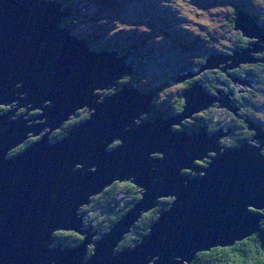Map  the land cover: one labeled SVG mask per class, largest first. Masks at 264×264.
Wrapping results in <instances>:
<instances>
[{"label": "water", "instance_id": "obj_1", "mask_svg": "<svg viewBox=\"0 0 264 264\" xmlns=\"http://www.w3.org/2000/svg\"><path fill=\"white\" fill-rule=\"evenodd\" d=\"M72 13L58 0H0V107L13 103L7 112L0 110V264H149L156 256L153 264H190L199 252L232 246L259 231L261 216L249 207L264 208L261 127L251 126L256 131L251 141L258 147L249 142L222 146L219 139L229 138V128L225 134L205 126L175 129L211 106L237 111L229 94L221 91L215 97L199 83L185 91L184 111L171 119H140L152 111L156 93L134 85L100 99L94 90L111 89L117 79L133 73L134 63L125 62L130 53L95 49L86 37L72 34L63 25ZM235 23V30L258 41L233 56L210 55L197 73L187 71L172 83L220 64L226 70L260 61L254 53L264 50V28L243 10ZM35 104L44 107L39 115L14 118L12 108ZM77 110L93 113L52 141L51 133ZM32 120H42V126ZM45 130L50 133L10 156L29 133ZM116 140L118 146L110 148ZM204 157L211 158L206 169L196 163ZM124 181L145 192L108 233L92 241L96 233H89L91 225L84 228L80 206ZM167 196H175L170 207L140 242L116 251L143 213ZM56 230L85 238L75 247H63Z\"/></svg>", "mask_w": 264, "mask_h": 264}, {"label": "rangeland", "instance_id": "obj_2", "mask_svg": "<svg viewBox=\"0 0 264 264\" xmlns=\"http://www.w3.org/2000/svg\"><path fill=\"white\" fill-rule=\"evenodd\" d=\"M66 2L64 4L62 3V8L64 9L69 6L72 8L73 13L65 19L69 24L74 25V28L78 29L77 34L80 37L93 35L92 39L94 43L90 44L92 48L103 49L111 45L120 53V56H123L127 52H120L118 48L126 47L129 44H136L138 46L137 54L139 55V62L134 63L130 54H128L125 58V62L126 64L134 63V71L132 74H126L120 79L121 81L126 79V81L129 82L130 79L135 77L143 84L142 88L144 87L146 89H141L139 87L141 91L157 94L153 97L152 111L142 115L145 119L159 117L160 115L154 117L153 113L156 114L157 112L167 113V115L161 114L167 119L174 118L178 115V113H176L177 110L175 111L172 107L177 102L181 93L190 89H185L183 83L192 80L199 83L198 79L201 72L199 75H195L182 82L172 83V81L181 74H187V71L197 73L199 70L195 71V69L199 66L200 57L204 55L216 56L221 54L233 56L231 48L234 47L237 41V33L241 32V30H235L233 21L231 23L228 18H231L230 12L232 11L233 13L235 12V21L237 20L238 10L235 5L237 4L238 6V2H245L253 11L256 9V4L259 6L256 11L260 14L261 18H264V0H67ZM70 2L74 3V7L70 5L72 4ZM65 27L69 28V26ZM253 41L257 42L258 39H254L252 42ZM188 45L194 48L190 50L188 49ZM240 49H242V47ZM218 50L222 51V53ZM238 50L239 48L235 51ZM254 55V57L257 58L260 53H254ZM229 63L230 61H227V64ZM220 65L223 67L225 64ZM187 68L190 70H187ZM183 69H185L184 72H182ZM126 81L122 82V85L125 84ZM124 86H122V88H124ZM122 88L120 90H122ZM117 92L114 91L112 94ZM223 92L225 95L229 94V92L225 90H223ZM93 93L97 94V90H94ZM215 97H218V94H215ZM99 101L102 102L101 100ZM211 107L213 108L214 106ZM257 108L259 113L262 114L259 122L264 124V104L257 105ZM0 110L7 112L5 106H1ZM206 112L207 109L201 110L196 112L193 118H185L182 121V124L186 121L191 125L185 122L183 127L178 125L174 126L177 127V130H197L200 128L198 125L202 119H209L210 115ZM80 113L83 115L75 118L72 116L70 118L71 121L68 120L69 122L67 121L65 124V128L75 119L81 118L84 115H89V112L86 110H79L77 115ZM27 124L30 125V123ZM252 124L260 127L258 122L254 121ZM228 128L235 130L232 126H221L215 131L217 132L221 129L222 133L225 134ZM61 131L60 128H56L55 131L51 133L50 138L52 141H58V139H55L54 134H60ZM261 131L264 132V129L261 128ZM214 132L212 133L214 134ZM234 132L231 131V133ZM44 135L45 132L42 131L41 134L35 135L33 138L39 137V140H41V136ZM228 137L229 138L221 137L219 139L222 146L232 147V143H234L233 138L230 136ZM237 141H240V139ZM248 142L255 147L259 146V144L255 142ZM118 144L116 140L109 146L115 148ZM22 145L23 143L12 149L11 152L15 153ZM261 153L264 154V146L262 147ZM153 156L158 157L159 155L153 154ZM212 156H215V154L213 153ZM196 163L200 166H207V163L203 161L196 160ZM182 171L190 173L191 175H199L187 169ZM200 175L203 176L204 173ZM91 198L93 199L94 197L91 196ZM158 199L160 200V198ZM128 201H132L130 197L126 198L123 204H127ZM80 207L79 213L81 215L84 213L82 216L86 224L84 228H88L91 225L90 234L100 232L99 230L101 228L99 224L90 221L95 213L88 205H81ZM164 210H168V208ZM149 212L150 211L144 212L143 215ZM58 233L61 234V232L55 231V234ZM84 238L85 236L83 240ZM97 238H100L99 234L93 236V239ZM248 238H250V236ZM122 241L117 249L122 246ZM52 246H54V244H52ZM89 247L93 246L89 245ZM120 250L121 249L118 251ZM176 260L179 261L180 258H176ZM149 264H153V262L150 261Z\"/></svg>", "mask_w": 264, "mask_h": 264}, {"label": "trees", "instance_id": "obj_3", "mask_svg": "<svg viewBox=\"0 0 264 264\" xmlns=\"http://www.w3.org/2000/svg\"><path fill=\"white\" fill-rule=\"evenodd\" d=\"M58 1L64 4L67 0ZM70 3H72L70 5L74 7V3ZM235 7L238 11L243 10L256 19V21H259L258 17L253 14V10L248 7L245 2H238V6L236 4ZM63 25L69 26L72 34L78 35V29L74 28V25L69 24L66 19H64ZM233 25H236L234 20ZM85 37L91 42V44L94 43L92 39L93 35ZM251 43V39L249 41L242 35L241 32L237 33L236 44L241 46L242 49H246V47H248ZM188 46V49L190 50L194 48L191 45ZM137 49L138 46L136 44H129L126 47L118 48L120 52L123 51L130 53L134 63L139 62ZM208 57V55L200 57L199 66L195 69V71L200 70L201 66L206 62ZM257 58L264 59L262 56H257ZM189 68H187V70H190ZM222 68L223 67L220 65V67L202 71L198 79L199 84L212 95L218 94L223 90L229 92V98L234 107L237 108V111H232L228 108H218L217 106H214L213 108L211 107L207 109L206 112L210 115L209 119H202L203 122L201 121L198 127L205 126L211 132H214L221 126H232V128L236 129L235 132L239 133L241 138H244L242 142L235 140L236 138L233 139L234 143H232V147H238L244 141H251L254 137H256L255 130L252 129L251 126L252 122L259 121L261 118L260 116H262V114L258 111L257 105L264 104V61L260 60L247 64H241V66L226 70H223ZM183 71H185V69H183ZM124 81H126V79L119 82V89L124 85H136L141 89L144 88H142L143 84L135 77L122 85V82ZM183 84L185 89H189L196 84V81L194 82L192 80L184 82ZM185 91L181 93L177 102L172 107L175 111L177 110L176 113L178 114L184 111ZM153 114L154 117L167 115V113L164 112H157L156 114ZM79 115L82 116L83 114L80 113L78 116ZM87 117L88 115H84L83 117L77 118L69 123L64 129L66 131H63L64 133L62 135L56 136L57 139L67 136L68 132L72 128L85 121ZM185 122L186 121H184L183 124H185ZM186 123L190 124L189 122ZM174 128L177 129L176 126ZM262 128L264 129V124L262 125ZM27 147H22L18 150L19 152L15 151V153H20ZM15 153L10 152L9 154L12 156ZM203 162L207 163V160ZM128 197H130L132 201H128V203L124 205L123 202L125 203V200ZM140 198V189L130 181L116 182L110 187H107L100 195L94 197L92 203L89 205V208L95 213V215L91 217L90 221L93 223L97 222L99 224L101 229L97 235L99 234L101 237L103 234L108 233L113 225L118 222L119 219L126 214ZM171 202L172 198L161 199L159 204L154 209L150 210L148 214L143 215V217L136 223V226L132 229L131 233L126 235L125 239L122 241V246L119 249L134 248L140 242L142 236L149 232L150 226L157 220L158 216H160V212L170 207ZM249 210L251 213L258 214L260 216L261 213H264V210ZM259 228L260 230L254 233L252 237L250 236V238L236 242L232 246L214 247L209 251L197 253L195 259L190 264H264V217L260 220ZM55 238L57 239V244H62L63 247H75L83 241V235L72 231L55 234ZM92 253L93 247H89L88 256H91Z\"/></svg>", "mask_w": 264, "mask_h": 264}, {"label": "bare ground", "instance_id": "obj_4", "mask_svg": "<svg viewBox=\"0 0 264 264\" xmlns=\"http://www.w3.org/2000/svg\"><path fill=\"white\" fill-rule=\"evenodd\" d=\"M125 75H123L122 77H124ZM119 82H121V79H119V80H117L116 81V85L115 86H113L111 89H97V96L99 97V98H101V99H103V97L104 96H106V95H109V94H112V93H114V91H118V90H120L118 87H119ZM108 92H110V93H108ZM158 93V92H157ZM157 95V94H156ZM44 105H47V103H44ZM212 105H214V103H212ZM4 106H6V107H10V106H13V103H10V104H7V105H4ZM20 108H26V112L25 113H22V114H18V110L20 109ZM41 108H44L43 106H38L37 104H35V105H29V106H23V107H17V108H12V110H13V116L14 117H17V118H20V117H25L26 119H30V118H27V115H28V113L31 111V110H39V109H41ZM79 110H77L76 112H74L72 115H70L61 125L63 126V124L64 123H66L68 120H70V118L72 117V116H76L77 115V112H78ZM89 112V115H88V117L91 115V113H93L92 111H88ZM143 114H141L140 116H139V118L140 119H145V117L144 116H142ZM136 120V119H135ZM32 121H36V120H32ZM136 121H138V120H136ZM35 125H38V126H42V120H39V122H36V123H34ZM30 126V125H29ZM62 126H60V128L62 127ZM43 132H45L46 134L47 133H50V131H48V130H45V131H43ZM42 133V132H41ZM31 134V136H33L35 133L34 132H31L30 133ZM30 134H28V137H29V135ZM28 139V138H27ZM18 147V146H17ZM16 148V147H15ZM110 148H113V147H110ZM154 155H159V153H153ZM262 155H264L263 153H261ZM207 155H209L210 157H212V155H213V153L212 152H207ZM205 160H207V163H210L211 162V158H206V157H204L203 159H202V161H205ZM202 169H206L207 167H208V164H207V166H200ZM192 173H194V174H202L203 172H199V171H195V170H192ZM125 182V181H124ZM114 183H116V182H114ZM113 183V184H114ZM112 184V185H113ZM111 186V185H110ZM109 186V187H110ZM136 186V185H135ZM139 189H140V191L141 192H145V190H143V188H140V187H138ZM140 192V193H141ZM100 195V194H99ZM175 196H167V197H160V200L161 199H164V198H174ZM159 199H158V201H160ZM158 204H159V202H158ZM157 204V205H158ZM156 205V206H157ZM156 206H154L152 209H154ZM151 209V210H152ZM250 209H256V208H254V207H250ZM262 210H264V208H262ZM262 218V217H261ZM86 225V224H85ZM56 232H68V231H66V230H56ZM97 234V233H96ZM252 235H254V233L253 234H251V236ZM98 240H100V238L99 239H93V237H92V241H94V242H96V241H98ZM157 257V256H156ZM156 257H154L153 259H152V261L154 262L155 260H156Z\"/></svg>", "mask_w": 264, "mask_h": 264}, {"label": "flooded vegetation", "instance_id": "obj_5", "mask_svg": "<svg viewBox=\"0 0 264 264\" xmlns=\"http://www.w3.org/2000/svg\"><path fill=\"white\" fill-rule=\"evenodd\" d=\"M255 10L253 11L254 13L253 14H256L257 16H258V18L260 19V20H262V21H257L263 28H264V18H261L260 17V14L256 11V10H258V8H259V6H257L256 4H255ZM234 14H235V12L233 13L232 11L230 12V16H231V18H228V20L232 23V21L234 20L235 21V19H234ZM229 16V15H228ZM256 20V19H255ZM247 38V37H246ZM249 41H250V39L251 38H247ZM263 43V42H262ZM249 47V46H248ZM240 49L241 48V46H239L238 44H234V47H232L231 48V50L232 51H235L236 49ZM247 48V47H246ZM219 51V50H218ZM220 53H222V51H219ZM224 52V51H223ZM225 53H227V52H225ZM258 56H262V57H264V50L260 53V55H258ZM257 59H259V58H257ZM259 60H264V59H259ZM239 66H241V64L239 65ZM182 72H184V71H182ZM127 82V81H126ZM230 104H231V106H233L234 107V105L232 104V101L230 100ZM214 105H219V103L218 102H216V103H214ZM5 108H6V110L7 109H10V107H6L5 106ZM1 110H3V109H1ZM22 110V111H21ZM21 111V112H20ZM27 110H26V108H20L19 110H18V114H22V113H25ZM3 112V111H2ZM34 112H36V113H34ZM37 115H39V110H31L29 113H28V115H27V118H32V117H35V116H37ZM80 116V115H79ZM75 117H78V115H76V116H74V118ZM71 121V120H70ZM36 122H39V120H36L35 122L34 121H32V124H34V123H36ZM69 122V121H68ZM256 122H258L259 124H260V127L262 128V125H263V123H261V122H259V121H256ZM67 123V122H66ZM66 123H64L63 124V126L60 128L62 131L60 132V134H58V133H55L54 134V137H55V139H57V137L56 136H59V135H62L64 132L63 131H66V130H64L65 129V124ZM236 130V129H235ZM235 130H233V132L235 131ZM65 137V136H64ZM64 137H62V138H64ZM230 137H232L233 139L234 138H236L237 140L238 139H240V141H242L244 138H241V136L239 135V133H237V132H234V133H231L230 134ZM62 138H60V139H62ZM60 139H58V140H60ZM28 141H26L25 143H23V145L21 146V148L22 147H27V146H29V145H31L33 142H36L37 140H39V137H36V138H33V136H31V134L29 135V137H28V139H27ZM244 142H248V140H246V141H244ZM241 145V144H240ZM239 145V146H240ZM20 148H18V150H19ZM17 150V151H18ZM19 152V151H18Z\"/></svg>", "mask_w": 264, "mask_h": 264}, {"label": "snow or ice", "instance_id": "obj_6", "mask_svg": "<svg viewBox=\"0 0 264 264\" xmlns=\"http://www.w3.org/2000/svg\"><path fill=\"white\" fill-rule=\"evenodd\" d=\"M252 211H257V209H252ZM261 216L264 217V213H261Z\"/></svg>", "mask_w": 264, "mask_h": 264}, {"label": "clouds", "instance_id": "obj_7", "mask_svg": "<svg viewBox=\"0 0 264 264\" xmlns=\"http://www.w3.org/2000/svg\"><path fill=\"white\" fill-rule=\"evenodd\" d=\"M201 128V127H200ZM258 215V214H257ZM56 241H57V239H56ZM56 244V243H55ZM57 245V244H56Z\"/></svg>", "mask_w": 264, "mask_h": 264}]
</instances>
